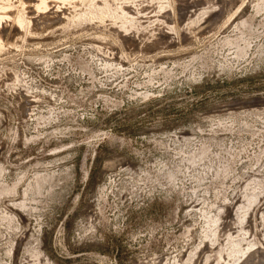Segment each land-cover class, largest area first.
<instances>
[{"label": "rangeland", "instance_id": "374dc122", "mask_svg": "<svg viewBox=\"0 0 264 264\" xmlns=\"http://www.w3.org/2000/svg\"><path fill=\"white\" fill-rule=\"evenodd\" d=\"M46 1L0 0V264H264V0Z\"/></svg>", "mask_w": 264, "mask_h": 264}, {"label": "bare ground", "instance_id": "6f19581e", "mask_svg": "<svg viewBox=\"0 0 264 264\" xmlns=\"http://www.w3.org/2000/svg\"><path fill=\"white\" fill-rule=\"evenodd\" d=\"M45 1H46V0H45ZM46 3H47V1H46ZM43 20L46 21L47 18H46V19H43ZM43 20H42V22H44ZM49 21H51V20H49ZM49 21H48V22H49ZM42 22H40V23H42ZM46 22H47V21H46ZM46 22H45V23H46ZM44 25H45V24H44ZM40 26H41V25H40ZM42 26H43V25H42Z\"/></svg>", "mask_w": 264, "mask_h": 264}]
</instances>
